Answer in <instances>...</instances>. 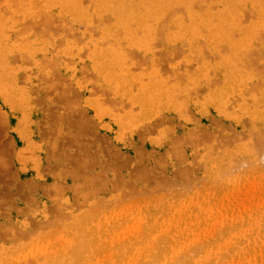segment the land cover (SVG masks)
<instances>
[{
	"label": "rangeland",
	"instance_id": "rangeland-1",
	"mask_svg": "<svg viewBox=\"0 0 264 264\" xmlns=\"http://www.w3.org/2000/svg\"><path fill=\"white\" fill-rule=\"evenodd\" d=\"M0 264H264V0H0Z\"/></svg>",
	"mask_w": 264,
	"mask_h": 264
},
{
	"label": "bare ground",
	"instance_id": "bare-ground-1",
	"mask_svg": "<svg viewBox=\"0 0 264 264\" xmlns=\"http://www.w3.org/2000/svg\"><path fill=\"white\" fill-rule=\"evenodd\" d=\"M128 3V2H127ZM126 4V3H125ZM130 6H131V10H134V8H135V6L133 5V4H130ZM127 8V7H126ZM124 13V15H127V14H125V12H123ZM132 13H134V12H132Z\"/></svg>",
	"mask_w": 264,
	"mask_h": 264
}]
</instances>
